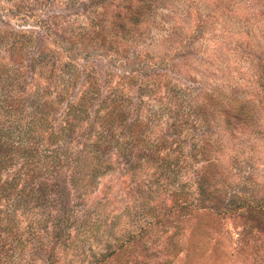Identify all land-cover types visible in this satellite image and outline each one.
<instances>
[{
	"label": "rangeland",
	"instance_id": "obj_1",
	"mask_svg": "<svg viewBox=\"0 0 264 264\" xmlns=\"http://www.w3.org/2000/svg\"><path fill=\"white\" fill-rule=\"evenodd\" d=\"M41 1L0 0V9L34 11L35 20L11 19L14 29L34 33L31 52L54 49L57 74L74 62L99 82L102 97L129 98L125 125H140L137 168L127 170L112 151L114 166L83 215L94 227L73 230L65 251L53 250L52 239L53 264H264V0H131L130 9L122 0H81L70 10ZM57 12L69 17L52 19ZM6 50L0 56L13 64ZM86 86L82 79L73 100ZM128 130L117 128L121 140ZM147 197L151 218L142 216ZM107 249L115 253L103 261Z\"/></svg>",
	"mask_w": 264,
	"mask_h": 264
},
{
	"label": "trees",
	"instance_id": "obj_2",
	"mask_svg": "<svg viewBox=\"0 0 264 264\" xmlns=\"http://www.w3.org/2000/svg\"><path fill=\"white\" fill-rule=\"evenodd\" d=\"M37 1V6L42 4ZM60 1L66 3L67 10L81 5V0H51L50 4ZM130 1L122 0V7L130 9ZM3 8L0 47L7 49L14 63L5 62L0 56V264H38V260H44L40 257L43 252L48 254L49 263L44 261L53 264L50 256L55 259V252L47 248L52 239H56L53 250L60 247L65 251L73 245V230L79 236L92 228L91 221L84 220L88 216L85 211L99 179L114 166L112 151H118L126 160L127 170L137 168L134 150L140 125H125L129 98L120 97L115 91L112 96L102 97L99 82L78 71L74 62L65 64L57 74L59 53L54 49L42 46L31 52L34 33L14 29L11 19L35 20L34 11L23 5H17L15 11L6 12ZM47 17L46 31L53 26L52 16ZM67 17L57 12L52 19ZM22 53L32 54L23 58ZM42 77L47 84H41ZM82 79L87 86L73 100L72 94ZM99 99L102 106L93 115L91 109ZM100 108H110V114L98 116ZM179 115L180 110L173 112L174 118ZM121 125L129 129L125 141L116 131ZM174 129L178 132L177 126ZM167 143L165 140L151 150ZM144 155L164 171L171 167L165 159L153 158L154 153ZM151 200L147 197L141 202L144 218L155 216ZM240 206L241 203L236 207ZM99 210L98 204L96 214ZM226 211L229 209L223 212ZM114 251L102 252L103 261Z\"/></svg>",
	"mask_w": 264,
	"mask_h": 264
}]
</instances>
